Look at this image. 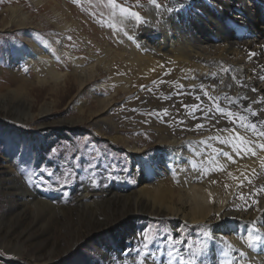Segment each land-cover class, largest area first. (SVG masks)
<instances>
[{"label":"bare ground","instance_id":"6f19581e","mask_svg":"<svg viewBox=\"0 0 264 264\" xmlns=\"http://www.w3.org/2000/svg\"><path fill=\"white\" fill-rule=\"evenodd\" d=\"M34 1L49 6L59 18L87 11L86 0L70 1L75 11L66 0L62 5L54 0ZM157 3L159 8L150 0H116L114 7L108 1L105 13L93 6L89 18L95 21V29L102 26L101 14L115 19L122 50L108 60L90 54L91 62L96 63L87 68L69 54L72 76L56 71L52 59L41 52L35 54L34 61H25L38 76L36 84L51 83L54 89H61L59 106L65 105L80 116H85L87 96L92 90L96 110L89 113V124L104 136L106 130L112 132L113 136L107 137L110 143L126 145L127 141L117 136L118 128L135 125L140 132L150 133L158 148L144 157L136 144H127L130 165L138 179L137 190L119 180L112 189L115 192L99 200L96 190L84 185L69 207L42 199L25 178L0 164V195L14 205L0 216V248L11 258L25 253L28 263L33 264L35 251L32 253L31 248L39 246V263L49 264L92 231L104 230L112 242H118L128 223L135 229L133 234L127 230L122 252L112 253L105 246L106 251L100 254L105 264H264V150L259 147L264 143V137L259 136L264 123H258L255 131L246 127L254 121L264 122V0ZM121 7L139 13L144 23L122 13ZM256 8L259 11L253 14ZM8 10L20 15L18 27L28 25L27 14L16 8ZM71 22L78 34L88 28ZM65 26L70 24L65 22ZM98 66L110 74L111 84L103 87L107 92L110 87L114 90L104 96L91 87L92 81H97ZM119 67L121 73L117 74L115 69ZM17 72L9 73L8 82ZM45 75L50 82L42 78ZM69 82L77 87L73 96ZM96 85L102 86L99 82ZM7 92L9 99L25 106L26 121L20 122L32 123L28 104L20 101L25 95L20 90ZM120 94L125 97L122 107L116 103ZM238 97L247 99L234 103ZM217 104L235 115H221ZM250 104L258 116L245 111ZM192 105L200 106L196 118L191 115ZM164 109H168L167 115ZM113 113L118 114L117 120L111 116ZM240 115L246 119L240 121ZM237 135L252 142L255 156L236 152L241 144L235 139ZM221 140L226 143L221 144ZM164 163L167 168H162ZM160 216L179 229L184 225L202 226L203 240L196 243V252L201 256L193 260L189 247L178 237V257L174 260L168 254L138 258L134 241L140 221Z\"/></svg>","mask_w":264,"mask_h":264},{"label":"rangeland","instance_id":"374dc122","mask_svg":"<svg viewBox=\"0 0 264 264\" xmlns=\"http://www.w3.org/2000/svg\"><path fill=\"white\" fill-rule=\"evenodd\" d=\"M63 1L54 0L60 5L64 3ZM70 1L66 0L69 6L72 5ZM108 1L86 0L87 11L80 14L72 12L70 17L59 18L49 6L37 5L34 0H9V3L0 0V94L3 96L0 97V158H2L0 164L8 165L13 173L25 178L42 199L62 203L64 207L73 205L84 185L89 189H95L99 200L114 193L115 190L112 189L119 180L131 190H137L138 179L130 165L127 144L130 146L136 144L141 148L139 155L144 157L158 148L153 136L147 132H140L135 125L118 128L117 136L123 137L127 141L126 145L123 142L110 143L107 137L113 136L112 132L106 130L108 134L104 136L96 133L89 124L91 120L89 113L96 110L92 90L87 96L85 116H80L68 110L65 105L59 106L61 89H54L51 83L36 84L38 76L25 62L34 61L35 54L41 52L52 59L56 71L66 72L72 76L69 54L78 57L82 61V68H87L96 63L91 62L90 54L94 58L108 60L110 56L120 52L122 48L117 41L120 36L115 19L106 17L107 14H101L99 17L103 23L98 30L95 29V21L89 16V10L93 6L101 13L108 11L106 8ZM247 5L250 6L251 3L248 1ZM75 7L71 6L74 11ZM9 8H16L27 14L28 25L18 27L21 17L19 14H11ZM256 9H253V14L258 13L259 10ZM72 20L87 25L88 28H84L86 32L78 34L76 32L78 28L72 25ZM65 22L70 26L66 27ZM94 30L98 31V35ZM108 48L110 52H107ZM101 67H97V81H92L94 84L91 87L96 88V91L104 96L114 90L110 87L107 92L103 87L110 85L111 82L110 74ZM120 68L115 69L117 74L121 73ZM16 69L17 76L8 82L9 73ZM19 77L27 81L24 83ZM42 78L48 79L46 75ZM96 82L102 86L96 87ZM69 85L73 96L77 87L75 83L69 82ZM7 90H20L21 94L25 95V98L22 97L23 100H18L28 104L35 121L20 122L22 119L26 121L23 112L25 106L14 99H9ZM124 98L123 94H120L117 99L116 103L121 107ZM42 112L47 113L41 115ZM111 116L114 120L118 119L116 113ZM139 136H143L145 140H138ZM167 167L164 163L162 168ZM121 201L123 204V199ZM0 205V216L14 207L1 195ZM184 226V229H179L170 219L162 216L143 218L134 241L136 255L141 258L146 257V253H151L147 257L157 258L168 254L174 260L178 257L176 239L181 237L189 247L191 258L196 260L201 256V253L196 252V243L203 240V227ZM132 227L126 224L122 232L123 239H119L118 242H112L104 230L92 231L49 264H105L100 257L105 246L112 253L122 252L123 248L120 247L125 246L127 230H131L130 234L135 230ZM144 238L150 242L147 248L143 247ZM38 247L31 248L32 253L35 251L32 257L33 264H45L39 263L41 253L38 254ZM17 252L18 250L15 253L18 254ZM13 256L11 258V254L0 248V264H29L25 253L23 257Z\"/></svg>","mask_w":264,"mask_h":264},{"label":"snow or ice","instance_id":"6c2138e0","mask_svg":"<svg viewBox=\"0 0 264 264\" xmlns=\"http://www.w3.org/2000/svg\"><path fill=\"white\" fill-rule=\"evenodd\" d=\"M109 3L112 4L114 7L116 6V0H109ZM150 3H151L152 5H154L156 8H159V7H160V5L157 3V0H150ZM120 11H121L122 13H127L130 17L134 18L135 21H136L137 23H144L143 18L139 15V13L134 12V11H131L130 9L125 8V7H121V8H120ZM130 39H131V37H130ZM254 55H255V53H250V56H254ZM214 75H215V74H214ZM262 79H264V77H262ZM203 89H204V86L201 85V90H203ZM252 91L255 92L256 89L253 88ZM205 95L207 96V92H205ZM196 98L199 99V97H196ZM209 99H211V97H209ZM229 99H231V98H229ZM241 99H247V97H238V98H236V100L234 101V103H238L239 100H241ZM261 102L264 103V101H261ZM253 103H256V101H253ZM184 107H185V108H188L187 105H185ZM216 107H217V109L219 110V113H220L221 115L225 114L226 110H225L224 108H221L219 104H217ZM191 108H192V113H191V115L193 116V118H196V117H195V113H196L197 111H200V106H199V105H192ZM245 111L251 112V115H252L253 117L258 116V113H257L255 110L252 109L251 104L245 109ZM163 114H164V115H167V114H168V109H164V110H163ZM157 115L159 116L160 113L157 112ZM226 115H227L228 117H233L235 114H234L232 111H227V112H226ZM238 118H239L240 121H244V120L246 119V117L243 116V115H240ZM230 122H232V121H230ZM258 123H264V122L254 121V122H252V123L250 124V126H246V127H250L251 130L255 131V129L257 128V124H258ZM197 127H201V125H197ZM259 136H260V137H264V131H261V132L259 133ZM235 139H238V140L241 141L240 146H239V147H236V152H237L238 154H240V155L251 154V155L255 156L256 153H255V151L253 150L252 142H250V141H246V140H244L243 137H240V136H238V135L235 137ZM220 143H221V144H224V143H226V141L221 140ZM259 147H260V149L264 150V143L260 144ZM223 155H224L225 157L231 158V156H230V154H229L228 152H224ZM262 167H264V164H262ZM249 182H250V181H249ZM242 186H243V185H241V187H242ZM262 190H264V186H262ZM241 198H243V196H241ZM144 240H145V243H144V246H143V247H144V248H147L150 242L147 240V238H144ZM137 252H138V254H139V250H137ZM150 254H151V253H146L145 256L147 257V255H150Z\"/></svg>","mask_w":264,"mask_h":264}]
</instances>
